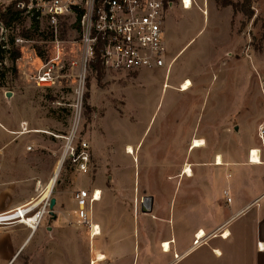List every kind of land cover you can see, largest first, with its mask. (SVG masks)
Masks as SVG:
<instances>
[{"label": "rangeland", "instance_id": "374dc122", "mask_svg": "<svg viewBox=\"0 0 264 264\" xmlns=\"http://www.w3.org/2000/svg\"><path fill=\"white\" fill-rule=\"evenodd\" d=\"M170 1L164 23L167 71L165 64L129 73L103 68L99 80L89 68L81 75L79 32L72 18L61 22L55 36L45 23L34 29L22 17L12 22L8 40L25 31L31 36L13 64L9 54L17 49L14 44H8L0 60V213L34 199L58 170L47 211L61 186L98 189L100 199L121 195L118 214L139 215L128 229H164V237L174 242L175 230L205 228L206 212L220 211L227 201L223 190L234 196L237 168L221 165L235 166L243 143L259 144L256 132L264 124V0L251 3V17L234 10L232 15L229 7L221 8L222 0H192V8L185 10L178 6L181 0ZM55 38L61 42L56 82L37 85L41 63L35 48L44 52V60ZM185 78L191 86L183 92ZM76 90L82 93L79 137L90 146L86 175L75 172L69 161L60 162ZM179 129L185 131V144L182 138L175 141ZM193 138L204 145L189 149ZM218 156L221 164L216 165ZM184 167H190L192 177L183 174ZM208 187L212 206L205 197ZM240 188L235 192L246 196L247 188ZM131 193H138V201L131 200ZM143 197L153 199L150 214L141 213ZM100 214L93 210L92 222ZM211 221L218 224L222 218ZM88 245L87 230L63 241L41 239L37 233L11 264H88Z\"/></svg>", "mask_w": 264, "mask_h": 264}, {"label": "crops", "instance_id": "0c3cea01", "mask_svg": "<svg viewBox=\"0 0 264 264\" xmlns=\"http://www.w3.org/2000/svg\"><path fill=\"white\" fill-rule=\"evenodd\" d=\"M194 1L200 3L199 0ZM178 6L183 10L186 9L181 4ZM224 7H229L233 15L230 6ZM165 21L166 17L164 23ZM184 133V130L179 129L175 141L182 138L185 144L187 139L184 137ZM256 135L258 137L257 132ZM258 139L259 144L252 141L243 143L239 151V162L235 166L234 163L230 162H223L224 165H221L237 168V178L231 185L235 193L234 196H229L228 189L223 190V193L224 191L227 192L226 196L230 198V201H226L223 208L221 206V210L218 212L214 210L206 212L205 220L208 223L205 228L175 230L178 237L176 236L174 242L172 238L164 237V229H150L146 225L144 229H128V222L138 220L139 215L126 213L122 210L118 214V208L121 206H118L117 201L121 195H102L101 199L92 205L91 218H93V210H97L101 214L100 219L94 222L99 225V234L90 236L87 231L89 241L88 264H264V137L263 140H260L259 137ZM192 146L193 144H190L189 149H195ZM250 150L258 151L262 164L249 161ZM56 173L58 174L57 170L50 183L34 199L16 205L11 210L19 209L22 214L24 208L32 209L34 213L28 215L30 218L28 223H36L38 220L36 213L39 212V208L48 198L57 177ZM192 175L191 173L190 176L192 177ZM227 177H230L229 173ZM210 181H205L204 185L207 186ZM240 186L247 188L248 194L246 196L235 192ZM79 188L81 187L76 185H70L68 188L59 187L55 195L54 216L43 215L34 231H31V228L26 225L0 226V229H7L5 233H0V264H11L28 239L37 233L41 239L50 236L62 241L77 239L79 233L86 230L77 222L75 215L76 202L73 193ZM129 196L131 200L138 201V193H131ZM207 196H209V202L212 206L214 197L211 193V187L205 190V197ZM141 213L150 214V212ZM218 216L222 218V221L214 224L211 219ZM22 221H27L25 216H22V220L19 222ZM32 226L34 227V225ZM42 229H46V233H43ZM199 231H203L204 236L199 239L197 244H194ZM225 232L227 236L224 235ZM164 243H168V249H165ZM72 246L74 247V244ZM193 251L202 252L194 258L187 259L186 256ZM98 256L104 257L100 259ZM74 257L76 258L75 255L72 256V258ZM28 258L29 263H31V255Z\"/></svg>", "mask_w": 264, "mask_h": 264}, {"label": "built area", "instance_id": "2783aa9c", "mask_svg": "<svg viewBox=\"0 0 264 264\" xmlns=\"http://www.w3.org/2000/svg\"><path fill=\"white\" fill-rule=\"evenodd\" d=\"M181 5L186 8L184 0H181ZM171 7L170 0H0V48L7 52V39L12 27L6 26L2 17L13 8L19 17L29 22L37 20L45 23L54 36L61 22L72 18L79 32L81 75L86 72V68L92 70L91 63L95 59H99L104 69L113 71L129 73L158 69L164 67L167 60L164 20ZM28 43L29 39L13 35V44L17 49L19 47L18 50L21 51L22 45ZM60 44L59 39L55 38L46 50V59L36 56V60L41 63L35 80L37 85L52 87L55 84L57 78L54 68L58 67ZM169 66L167 63L166 71ZM81 96V91L76 90L73 121L67 133L62 136L60 162L67 160L75 172L86 175L90 164V146L79 137ZM258 137L263 140L264 125L258 128ZM253 151L257 150L249 151V161ZM258 157L260 161L259 154ZM96 192L79 188L73 193L77 222L86 228L90 236L99 234V225L92 222L91 218L92 205L97 201ZM224 194L227 195V192L224 191ZM47 200L36 213L37 222H31L34 227L28 223V215L34 212L27 207L22 214L19 209L0 213V226L21 223L34 231L41 217L48 213ZM226 200L229 202L230 198ZM22 216L26 217V222H19ZM198 241L196 238L194 244Z\"/></svg>", "mask_w": 264, "mask_h": 264}, {"label": "trees", "instance_id": "16d2710c", "mask_svg": "<svg viewBox=\"0 0 264 264\" xmlns=\"http://www.w3.org/2000/svg\"><path fill=\"white\" fill-rule=\"evenodd\" d=\"M255 1V0H244V2L240 3V2H233L231 0H222L221 1V5L224 6H230L232 8V10L234 11H240L242 12L244 15H246L247 17H251L252 13L250 12V8H251V3ZM19 18V15L17 14V12L12 8L10 9V11L6 12L2 19H3V23L6 26H10L12 25V22H14L15 20H17ZM39 24V21L37 20H32L31 21V26L30 28H34L37 29V25ZM48 27V26H47ZM49 28V27H48ZM50 29V28H49ZM51 30V29H50ZM52 32V30H51ZM52 35V33H51ZM20 36L29 39L31 36V33L29 31H25L23 32ZM8 44H12L13 45V37H10L9 40L7 39ZM17 48V47H16ZM35 51L37 53V55L40 58H44V52L39 48L36 47ZM2 52L3 50L0 48V60H2ZM20 56V52L18 49L13 50L10 54H9V58L13 64V62L19 58ZM91 68L93 71L96 72V77L98 78V80L101 78L102 74H103V66L101 65L99 59H95L94 61H92L91 63ZM12 69L14 70V73L16 72V68L15 66H12ZM4 76V72L1 70L0 68V79ZM2 85L0 84V87Z\"/></svg>", "mask_w": 264, "mask_h": 264}, {"label": "bare ground", "instance_id": "6f19581e", "mask_svg": "<svg viewBox=\"0 0 264 264\" xmlns=\"http://www.w3.org/2000/svg\"><path fill=\"white\" fill-rule=\"evenodd\" d=\"M190 1H191V3H190ZM184 2L186 3V9H188V8H190L192 6V0H184ZM190 86H191L190 80L186 79L181 84L180 91L185 92V91H187L190 88ZM192 144H193V146H192L193 148H199V147H201V146L204 145L203 140L201 141V140H198V139H194V141L192 142ZM126 151L129 154L133 153L132 152V149H131V146H127L126 147ZM217 161H218L217 163L220 164V157L217 158ZM250 161L253 162V163H256V164H260L261 163L259 161V157H258V152L257 151H253V154L251 156V160ZM183 174H185L187 176H190L191 175V171H190L189 167H185V169L183 170ZM96 190H97V192H96V200L98 201L100 199V197H99L100 196V191L98 189H96ZM224 235L227 236V233L225 232ZM203 236H204V232L203 231H199L197 233V236L196 237L198 239H201ZM163 246L165 247V249H168V247H169L168 246V243H164ZM103 257L104 256H98V258H100V259H103Z\"/></svg>", "mask_w": 264, "mask_h": 264}, {"label": "water", "instance_id": "95a60500", "mask_svg": "<svg viewBox=\"0 0 264 264\" xmlns=\"http://www.w3.org/2000/svg\"><path fill=\"white\" fill-rule=\"evenodd\" d=\"M264 86V83H263ZM7 94H10V92H8ZM237 128H235L236 130ZM56 203V199L55 197H51L49 199V205H48V215L50 216H54L53 214V207ZM152 210V197H143L142 199V204H141V212L143 213H149Z\"/></svg>", "mask_w": 264, "mask_h": 264}]
</instances>
